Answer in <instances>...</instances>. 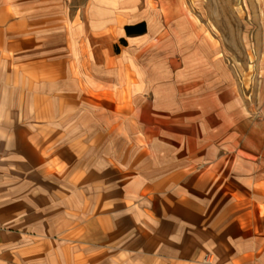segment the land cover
<instances>
[{"label": "crops", "instance_id": "0c3cea01", "mask_svg": "<svg viewBox=\"0 0 264 264\" xmlns=\"http://www.w3.org/2000/svg\"><path fill=\"white\" fill-rule=\"evenodd\" d=\"M138 8L0 0V264H264V167L188 172L170 134L149 168L123 159L137 87L109 63ZM218 116L195 115L197 138L220 141Z\"/></svg>", "mask_w": 264, "mask_h": 264}, {"label": "rangeland", "instance_id": "374dc122", "mask_svg": "<svg viewBox=\"0 0 264 264\" xmlns=\"http://www.w3.org/2000/svg\"><path fill=\"white\" fill-rule=\"evenodd\" d=\"M133 1L139 7L133 19L146 21L149 32L124 36L126 47L118 39L121 55L109 63L118 65L125 89L137 87L136 94H122L125 132L134 130L133 148L127 150L125 142L120 147L124 161L149 168L152 162L142 151H155L161 158L168 142L160 139L170 134L186 137L172 139L170 145L186 152L181 160L188 172L209 176L215 166L220 174L213 176L225 177L228 167L263 168L264 0ZM99 68L100 75L115 70ZM103 96L114 100L111 94ZM131 103L138 106V125L132 128L126 122L135 114ZM212 111L219 114L212 127H218L220 141L196 136L195 115ZM210 129L202 127L204 133ZM212 149L217 156H206ZM199 153L203 157L195 156Z\"/></svg>", "mask_w": 264, "mask_h": 264}, {"label": "trees", "instance_id": "16d2710c", "mask_svg": "<svg viewBox=\"0 0 264 264\" xmlns=\"http://www.w3.org/2000/svg\"><path fill=\"white\" fill-rule=\"evenodd\" d=\"M125 30L128 36H136V35H142L147 32V24L146 22L142 21L137 24L133 25H126ZM122 42H124V45H126V40L121 39ZM119 47H116V52H119Z\"/></svg>", "mask_w": 264, "mask_h": 264}]
</instances>
